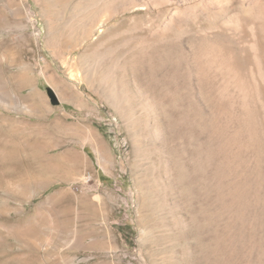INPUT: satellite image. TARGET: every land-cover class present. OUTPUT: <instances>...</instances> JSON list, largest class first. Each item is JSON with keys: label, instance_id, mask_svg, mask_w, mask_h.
Segmentation results:
<instances>
[{"label": "rangeland", "instance_id": "obj_1", "mask_svg": "<svg viewBox=\"0 0 264 264\" xmlns=\"http://www.w3.org/2000/svg\"><path fill=\"white\" fill-rule=\"evenodd\" d=\"M0 264H264V0H0Z\"/></svg>", "mask_w": 264, "mask_h": 264}]
</instances>
